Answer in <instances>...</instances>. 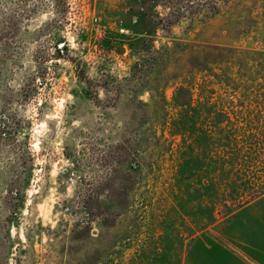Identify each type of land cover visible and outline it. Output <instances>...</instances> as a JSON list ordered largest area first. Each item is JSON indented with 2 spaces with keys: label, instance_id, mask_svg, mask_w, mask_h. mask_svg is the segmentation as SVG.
Wrapping results in <instances>:
<instances>
[{
  "label": "rangeland",
  "instance_id": "obj_1",
  "mask_svg": "<svg viewBox=\"0 0 264 264\" xmlns=\"http://www.w3.org/2000/svg\"><path fill=\"white\" fill-rule=\"evenodd\" d=\"M0 264H264V0H0Z\"/></svg>",
  "mask_w": 264,
  "mask_h": 264
},
{
  "label": "trees",
  "instance_id": "obj_2",
  "mask_svg": "<svg viewBox=\"0 0 264 264\" xmlns=\"http://www.w3.org/2000/svg\"><path fill=\"white\" fill-rule=\"evenodd\" d=\"M149 1H150V0H149ZM146 17H147V12H144V11H143L142 19L145 20ZM187 103H189V100H188L187 102H183L182 104L185 105V104H187Z\"/></svg>",
  "mask_w": 264,
  "mask_h": 264
}]
</instances>
